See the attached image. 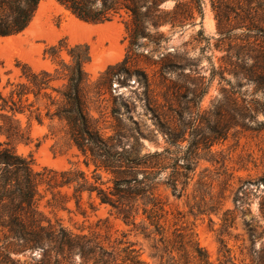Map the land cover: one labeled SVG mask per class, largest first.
Returning <instances> with one entry per match:
<instances>
[{
  "label": "rangeland",
  "instance_id": "374dc122",
  "mask_svg": "<svg viewBox=\"0 0 264 264\" xmlns=\"http://www.w3.org/2000/svg\"><path fill=\"white\" fill-rule=\"evenodd\" d=\"M180 1L189 5L177 6L175 1H168L161 6L162 10L173 13L174 27L146 25V34L132 46L127 31L130 18L126 12L112 22L90 24L77 19L56 0H41L23 33L0 37V92L7 97L11 91L7 87L9 81L23 82L18 63L30 66L35 72H54L55 61L46 55V50L61 40L70 46L88 45L91 61L85 69L90 76L91 115L99 119L106 138L116 133L121 135L120 146L112 148L111 153L124 148L130 159H139L164 152L167 165H175L174 161L180 159L179 165L197 166L195 171L181 169L188 174L180 178L181 195L175 194L171 185L164 184L171 169L159 176L158 193L166 209L173 216L181 214L182 221L192 228L213 264H220L223 259L220 251L226 249L231 251L234 264H258L264 249V220L260 213L264 184L257 183L264 177V131L260 134L232 132L225 141L216 144V124L217 103L230 86L248 99L252 96L263 99L262 93L256 96L253 84L239 85L234 67L238 47L246 42L249 48L246 67L257 71L252 58L257 56L255 49L264 52V29L256 28L264 27V13L253 18V25L242 27L240 0ZM125 58L129 60L125 66L128 73L119 66ZM62 59H67L66 52ZM110 67L115 69H112L114 76L109 88L100 78ZM1 114L0 110V127L3 125ZM16 119L24 138L12 140V145L19 155L34 159L35 172L80 169L93 180L95 166L85 165L92 159L69 142L58 121L46 118L39 124L27 116ZM261 121L264 117L260 115L258 122ZM170 134L173 143L168 139ZM7 140L0 131V142ZM191 154L195 156L188 162ZM222 163L228 170L226 179L217 175ZM205 168L209 170L208 183L214 185L212 193L198 185ZM98 173L104 182L112 178L102 170ZM245 181L251 183L245 184ZM39 189L38 208L48 219L75 233L99 232L107 246L115 245L125 235V240L139 251L142 262L160 264L153 256L152 241L127 226L110 207L101 205L95 195L84 193L81 205L77 206L72 188L61 190L64 199H54L53 193L59 189L50 190L46 184ZM224 190L225 204L217 214L190 210L200 202H210L213 197L220 201L218 197ZM226 210L233 212L228 216L227 225L223 221ZM251 229L254 238L250 236ZM40 254L37 251L17 260L21 264H42Z\"/></svg>",
  "mask_w": 264,
  "mask_h": 264
},
{
  "label": "trees",
  "instance_id": "16d2710c",
  "mask_svg": "<svg viewBox=\"0 0 264 264\" xmlns=\"http://www.w3.org/2000/svg\"><path fill=\"white\" fill-rule=\"evenodd\" d=\"M56 1L77 19L90 24H106L126 12L130 18L127 31L132 46L137 45L138 39L146 34V25L154 28L162 24L175 26L173 13L162 10V4L175 1L177 6L189 5L180 0ZM40 2L0 0V37L23 33L31 24ZM239 12L242 27L253 25V18L264 13V0H240ZM256 28L258 31L264 29ZM248 49L246 42L238 47L235 77L239 85L243 82L253 84L256 96L262 93L263 99H255L254 96L248 99L231 86L225 89L222 100L217 103L216 144L225 141L232 132L244 134L251 131L260 134L264 131V121L258 122L260 115L264 117V52L254 50L257 56L252 58L253 67L257 71L253 72L246 67ZM63 52H66L67 59H62ZM46 55L55 61L54 72H35L30 66L18 63L23 82L9 81L7 87H11V91L7 97L0 92L3 122L0 131L8 139L0 142V264H21L18 257L37 251L41 253L42 264H77V260L79 264H145L135 246L125 240V235L122 240L117 239L115 245L107 246L99 232L75 233L58 221L44 216L38 208L42 184H46L50 190L59 189L53 193L54 199H64L61 190L72 188L77 206L81 205L84 193L95 195L101 205L110 207L127 226L152 241L153 256L160 260V264H213L192 228L182 221L180 213L174 216L169 213L158 193L160 181L157 179L171 169L164 184L171 185L173 192L181 195L178 189L180 178L188 175L181 169L195 171L197 166L179 165L180 159L174 161L175 165H167L164 152L139 159H130L124 148L112 154L111 149L120 146L121 135L116 133L106 138L99 127V119L91 115L88 95L90 76L85 69L91 61L89 46L82 43L70 46L61 40L58 45L47 49ZM128 62V58H125L119 65L125 73L129 72L125 67ZM1 69L0 62V86ZM112 69L115 67H110L100 78L109 88L114 76ZM56 82L60 85L57 86ZM17 116H27L39 124L46 118L58 121L69 142L86 158L92 159L86 161L85 165L88 167L92 163L95 166L93 180L80 169L61 173L47 169L43 173L35 172L34 159L19 155L12 145V140L24 138ZM255 122L258 124L255 125ZM168 139L174 142L172 134ZM193 156L195 154L188 157V162ZM215 163L220 164L216 160ZM224 165L222 163V170L217 175L226 179L228 170ZM99 170L112 178L104 182ZM206 173L209 175L208 168L204 169L202 181L198 185L212 193L214 185L208 183L209 176ZM259 182L264 184V177L259 178ZM224 192L218 197L220 201L213 197L210 202H200L190 210L199 211L200 214H217L225 204ZM232 213L229 210L224 212L223 221L226 225ZM260 213L264 220V200L260 204ZM252 231H249L250 236L254 238ZM220 242L224 243L223 240ZM221 252L223 259L220 264H234L229 249ZM258 264H264V249L260 252Z\"/></svg>",
  "mask_w": 264,
  "mask_h": 264
}]
</instances>
